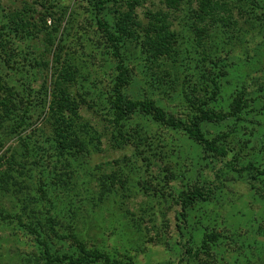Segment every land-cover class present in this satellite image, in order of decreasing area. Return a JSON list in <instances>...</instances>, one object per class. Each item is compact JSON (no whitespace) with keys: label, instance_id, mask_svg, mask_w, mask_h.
I'll list each match as a JSON object with an SVG mask.
<instances>
[{"label":"rangeland","instance_id":"obj_1","mask_svg":"<svg viewBox=\"0 0 264 264\" xmlns=\"http://www.w3.org/2000/svg\"><path fill=\"white\" fill-rule=\"evenodd\" d=\"M103 1V10L98 14L100 17L97 16L113 30L118 13L127 8L123 4L120 7L123 0ZM135 1L131 11L134 34L119 36L122 66L127 71L123 97L149 100L167 117L186 120L193 112L184 96H191L190 85H195V77L204 70L216 74L218 89L211 87V90L216 91L217 96L206 106L226 111L237 95H242L253 112L250 116L243 115L242 124L204 125V131L211 137L228 134L238 138L233 144L236 149L240 147L241 159L257 169L254 188L244 178L225 171L218 181L221 188L215 198L201 205L194 215L196 218L190 220L189 227L179 236L173 219L177 195L200 187L206 179L211 181L214 178L211 168L216 170L219 165L213 167L199 158L197 146L184 132L172 130L139 110L126 118L130 125L120 137L125 146L113 147V136L121 131L123 122L115 120L112 104L119 62L108 49L106 36L96 24V12L87 0H0V25L15 18L41 29L45 25L44 32H50L53 27L56 31L54 36L50 35L53 44L49 53L42 56L40 64L43 66L40 67L34 64L40 55L29 51L27 43L30 42L23 40L22 32H14L12 27L1 31L2 43L7 41L10 48L6 51L16 58L11 70L6 68L7 72L2 74L3 67H0L1 77L8 79L7 85L20 94L13 119L19 121L24 111L29 118L25 125L16 128L20 137L14 133L10 136L7 127L10 123L3 124L0 137H5L2 130L7 136L0 158L19 155L20 138H29L26 141L32 156L26 172L18 176L24 183L14 185L11 192L19 203L24 197V208L21 211L15 208L7 193L0 196V209L20 218L0 220V264L36 263L34 257L40 256L42 248L34 234L23 226L34 221L33 213L40 221H47V226L52 222L57 236L51 235L48 240L57 252L55 256L61 253L70 256L67 254L75 251L79 254L80 245L86 254L97 251L105 254L109 261L123 264H176L181 256L180 239L188 240L190 246L197 249L203 234L214 232L218 235L217 241L208 244L207 254L210 255L204 256L208 264H264V90H258L264 84V0H224L233 7L234 24L228 27L215 20L204 33L195 22L194 0H179L175 9H170L163 0ZM155 19L159 23L163 19L162 24L167 26L170 39L174 40V52L168 60L158 58V64L152 65L154 61L149 62L143 41L144 27L155 23ZM57 47H61L60 55ZM56 55L58 60H55ZM165 62L167 64L163 65ZM58 77L67 86L71 98H75L74 110L79 115L78 118L70 114L74 119L71 126L68 120L67 126L85 142L79 147L77 140L70 146L72 157L67 158L63 150L64 155L59 160L56 158L59 149L55 148L53 140L54 120L47 118L51 83ZM43 80L46 96L42 94ZM197 92L203 96L199 89ZM210 95L211 92L207 93ZM147 156L154 161L149 162ZM121 167L126 168L130 177L124 173L128 178L119 179L115 175ZM17 168L14 166L13 170ZM146 181L151 186L157 185L161 191L145 192L141 185L144 187ZM99 183H110L118 190L116 204L99 201V196L95 195ZM78 190L84 192V196L80 197ZM72 194L76 197L71 206L69 196ZM29 200L32 206L26 205ZM123 209H128L135 217L124 214ZM140 215L142 219L138 218ZM131 219L139 222L142 229H150L152 239L155 233L158 236L153 241L142 237L139 230L130 227ZM164 222H167L165 230ZM43 231L49 234L47 228ZM82 257L84 255L72 256L73 259ZM202 261L189 260L183 264H207ZM66 263V260L61 262Z\"/></svg>","mask_w":264,"mask_h":264},{"label":"trees","instance_id":"obj_2","mask_svg":"<svg viewBox=\"0 0 264 264\" xmlns=\"http://www.w3.org/2000/svg\"><path fill=\"white\" fill-rule=\"evenodd\" d=\"M89 5L93 7L94 11L96 12V24L97 27L103 31V33L106 36V40L108 42V49L112 54H114V58H116L119 62V74L115 80V84L113 86V93H114V100L112 102L114 109L113 114L115 115L116 121H123L124 126L121 123L122 128L121 131L119 130L118 133L116 132L113 136V147L117 149H121V146H125L123 144V139H121V132L124 131L126 128L129 127V122L127 121V117L131 114H134L138 110L146 115H151L153 119L157 122H160L162 125L167 126L168 128L172 130H179L186 134V137L189 141L194 143L197 146V155L199 158L204 159L208 162V164H212L214 167V164L219 165V168L216 170H213L211 168L212 173L214 172V178L212 180H207L197 188H194L189 191H182L177 195V198L175 200V205L177 207L176 213H174V221L176 224V228L178 229L179 236L183 235L182 230L185 228H188L190 225V220L195 219L196 216L194 215L197 213L198 209H200L201 205L203 203H207L211 200H213L217 194V191L220 190V182L219 179L221 178L222 174L226 172H232L234 173L238 178L242 177L246 180V183L252 186L254 188V181L257 174V169L252 165V163H244L241 159L240 155V147L239 149H236V145L233 144L238 141V138H232L228 134H215L214 136H209L204 131V125H216L217 127H225L230 122H233L234 124H242L243 115L250 116V113L253 112L251 107L245 103L246 99L242 98L241 96L237 95V98L229 104L226 111L222 110H214L208 108L206 105L209 102V100H214L217 96L216 91L211 90V87L216 90L217 87V80H215L214 76L216 74H212L207 70H204L201 72V75H197L195 77V85H190V92L191 96H188V94H185L184 99L187 102V106L192 109V114L188 119L181 120L173 117H167L165 113L159 109L157 106L153 104V102H150L149 100H129L126 97H123L122 95V88L124 82L127 81V71L123 69L122 66V59L123 55L120 53V39L119 36L122 34H126V36L131 37L134 33L132 32V15L131 11L135 5V0H123V2H120L123 4L126 9L121 10L118 13L117 18L115 19V27H113V30H109L108 25L105 24L103 19L99 20V15L101 14L104 6L103 0H87ZM164 3L169 6L170 9H175L177 7V3L179 0H163ZM195 2V22L196 24H199V30L201 29L202 33L206 32V29L211 24V22L217 20L219 22L226 24L228 27L232 26L234 24V21H232V8H230V4L227 1L224 0H194ZM122 9V8H121ZM99 14V15H98ZM99 17H98V16ZM44 15H42L43 17ZM45 17V16H44ZM42 22H45V20L41 19ZM155 23H150L147 25L148 27H144V34H145V41H143V47L144 51L147 53L146 55L149 58V62L153 64H158V60L156 59H163L168 60L169 58L173 57V44L174 40H172L171 33L169 30H167V26L162 24V21L159 23L157 19L154 21ZM7 25V27H6ZM6 25L2 24L0 25V52H3L0 57V67H3L1 72L2 74L5 73L6 68H11L16 64V58L6 51L7 49L10 50L9 45L7 41H4L2 43L1 39V31L5 28L12 27V30L14 32H22L23 33V40H27V43L29 51H34L37 55H40V58L35 59V63L38 67L43 66L40 64L42 56L44 53H49L51 44H53V41L50 38V35L53 34V32H56L54 27L51 29L50 32H44V28H46L45 25H43V29L41 27H38L32 23H22L21 19L18 21H15V18H11L9 23H6ZM151 25V27H150ZM134 26V25H133ZM116 31H115V30ZM11 30V29H9ZM199 30H197L199 32ZM115 31V33H113ZM54 36V34H53ZM60 48L57 47L56 50L58 54L60 55ZM28 51V52H29ZM58 55H56L55 60L57 59ZM163 57V58H160ZM158 61V62H157ZM170 62V60H169ZM167 62H165L163 65H166ZM164 67V66H162ZM10 69V70H11ZM219 74H221L222 67L219 69ZM7 72V71H6ZM199 73V71H197ZM11 73V72H10ZM9 73V74H10ZM1 74V73H0ZM126 76V78H124ZM60 78H63V74H61ZM8 79H5L1 77L0 75V129H4L3 124L6 122H9L10 125L7 126L9 128V135L11 133L17 134L19 136V133L17 131L18 126H23L26 123V120L29 118L26 116V112L24 111L23 115H21L19 118V121H14L13 117V111L17 108V102L16 99L20 95L17 93L16 89H12L10 85L8 84ZM52 89L50 93V102L48 105V120L52 119L53 126L55 125V136H53V140L56 141L55 148L59 149V153H56V158L59 160V157H63L64 153L62 151H66V157H72L70 156L69 152L71 151V147H73L72 144H75L78 140L80 141L79 147H81V143L85 145V142L80 140L79 137L76 135V133H72V131L69 130V126H67V121L69 122V125L71 126L72 120L74 118L72 117H78V113L74 110L76 108V100L75 98H71V96L68 94L67 86L64 85L62 81H60L59 77L54 79L52 81ZM42 94L46 96V87H45V80L42 81ZM199 89V92L203 94L200 95L197 90ZM258 90H264V84L262 87H259ZM41 92V90H39ZM211 92L210 96H207V93ZM240 94V92H238ZM245 94V93H244ZM199 95V96H198ZM197 99H199V104H197ZM204 99V101H203ZM253 99V98H252ZM21 100V99H20ZM44 102V101H43ZM43 106V104H42ZM254 110V109H253ZM73 115L72 117L70 116ZM254 117V115L252 114ZM127 118V119H126ZM251 119V118H250ZM85 127H81V130H84ZM4 130H2V134L5 135V137H0V150L3 148L4 140L7 136V134L3 133ZM135 133V131H134ZM133 133V134H134ZM8 135V136H9ZM11 136V135H10ZM89 137V135H87ZM135 137V134L133 135ZM20 137V136H19ZM91 138V137H90ZM89 140L93 142V139L91 138ZM29 138H20L21 148L22 151L19 152V155H10L8 158H0V196L2 197L4 194H9V198L13 201L14 207L19 208L21 211L25 206L24 197L21 198V202L17 199H15L12 195V189L14 188V185L20 184L22 185L24 182L21 179L22 172H26L27 166H28V159L32 155L30 148L27 146V141ZM27 140V141H26ZM73 143H70L72 142ZM143 142V141H142ZM69 143V144H68ZM145 144V142H143ZM142 143V144H143ZM247 143V142H246ZM245 143V144H246ZM150 144V143H149ZM71 146V147H70ZM34 155V153H33ZM18 157V159H17ZM35 157V155H34ZM149 162L154 161V159L150 158V156H147ZM30 161V160H29ZM32 162V161H31ZM117 162V161H116ZM28 163V164H27ZM15 167L17 170H13ZM120 169L115 171V175L119 177V179H126L124 175L127 174L129 176V172L126 171V168L121 167ZM30 173H33V170H28ZM130 177V176H129ZM169 180L170 178L167 177ZM23 182V183H22ZM105 183V182H104ZM121 183V180H120ZM76 184H79L78 181H76ZM140 184V183H139ZM97 185V193L95 195L99 198V201H106L108 200L110 203L116 204L117 197L116 193H118V190H114L112 186L106 183L105 184H96ZM103 185V187H100ZM78 188L80 190V187L78 185ZM141 188L147 192L149 190H153V192L161 191V189H157V185H152L149 183V181L145 182V186L143 187L141 185ZM101 189V190H100ZM69 190V189H68ZM78 190V192H79ZM70 191V190H69ZM68 191V192H69ZM84 191V190H83ZM71 193V192H69ZM82 196H84V192H79ZM152 193V192H151ZM159 193V192H158ZM149 194V193H148ZM153 194V193H152ZM76 197V195L72 194L69 196L71 198V203H69L72 206L73 198ZM107 201V202H108ZM32 202H27L26 205L32 206ZM75 203V202H74ZM39 205V204H38ZM23 207V208H22ZM124 214L128 213L130 216L135 215L133 213H130L128 209H123ZM71 210L69 211V213ZM73 212V211H72ZM37 213V212H36ZM71 214V213H70ZM13 217V219H20L17 214H7L2 209H0V220L5 221L7 218ZM142 216L140 215L141 218ZM73 218V217H72ZM143 218V217H142ZM141 218V219H142ZM32 220L30 223L24 224L23 226L28 229L29 232L34 234L36 242L41 246V254L36 255L34 257L35 264H40L42 261L45 264H48V262H61L63 260H66V264H79V263H87L92 264L97 261H101L104 264H123L119 261H109L108 257L103 254L99 253L97 251H94L92 253L86 254L85 250L82 246L79 245V254H76L77 252H73L71 254H67L70 256H66V254L61 253L60 256H55L57 252L53 250L54 248L51 247V244L48 239H51V235L57 236L54 227L51 226V223H49V226H47V221L42 222L39 219H37V214H32ZM71 220V219H70ZM132 222H130V227H134L137 230H139V233L142 235V237L146 239H151L152 241L155 239L157 233L154 234L155 237L153 239L150 236V229L147 227L142 229L139 224V222H134L133 219H131ZM135 220V219H134ZM142 221V220H141ZM135 223V224H134ZM141 223V222H140ZM147 223H151V221H148ZM71 224V223H70ZM72 230L73 229V224ZM164 230L167 229V222L163 223ZM47 228L49 231L44 232L43 229ZM42 229V231H40ZM59 238V236H58ZM69 238L72 239L73 236L69 235ZM181 238V237H180ZM218 235L214 232H205L203 234V239L200 242V245L197 249H193L189 241L186 240L185 242L180 239L179 245L181 248V256L180 259L176 264H183L184 262L189 260L193 261H205L207 264L208 262L204 259V256H208L210 254H207V251H209V243H215L217 241ZM182 241V242H181ZM192 244V243H191ZM53 248V249H52ZM56 249V248H55ZM206 254V255H204ZM73 255H84L82 258L73 259ZM202 261V262H203ZM59 264V263H58ZM172 264V263H167ZM205 264V263H202Z\"/></svg>","mask_w":264,"mask_h":264}]
</instances>
